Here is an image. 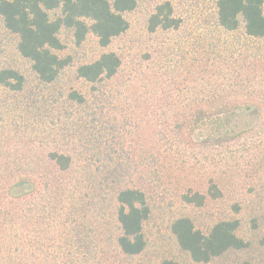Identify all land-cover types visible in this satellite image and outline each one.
Wrapping results in <instances>:
<instances>
[{
	"label": "trees",
	"instance_id": "16d2710c",
	"mask_svg": "<svg viewBox=\"0 0 264 264\" xmlns=\"http://www.w3.org/2000/svg\"><path fill=\"white\" fill-rule=\"evenodd\" d=\"M138 4L0 0V23L29 65L28 72L0 68V264H127L124 259L148 248L145 227L155 212L148 186H167L171 162L184 164L188 156L228 161L227 151H240L256 129L264 130L258 79L264 57H193L181 76L160 74L152 66L158 57L147 53L146 70L125 85L126 62L116 51L81 64L62 55L63 30L76 45L93 34L108 49L128 32L126 15ZM216 14L223 30L243 27L249 38H264V0H216ZM181 24L172 3L163 1L147 28L162 33ZM9 107L19 118L7 117ZM250 113L256 125L246 128ZM130 134L136 139L129 141ZM184 179L185 208L225 198L216 178L206 189L182 173L177 182ZM231 207L241 211L239 203ZM240 228L234 216L212 218L204 227L191 215L169 221L179 248L196 264L253 251ZM160 264L182 263L165 258Z\"/></svg>",
	"mask_w": 264,
	"mask_h": 264
},
{
	"label": "rangeland",
	"instance_id": "374dc122",
	"mask_svg": "<svg viewBox=\"0 0 264 264\" xmlns=\"http://www.w3.org/2000/svg\"><path fill=\"white\" fill-rule=\"evenodd\" d=\"M163 1L172 3L175 16L182 20L181 28L150 33L147 28L148 18L155 6ZM216 15V0H139L137 9L126 15L130 29L115 39L108 49H103L93 34H89L82 45H76L72 33L63 30L61 38L65 49L62 55H70L76 64H81L95 60L105 50L116 51L126 62L123 78L125 85L128 84V76L142 75L140 68L141 65H147L143 58L147 53L158 57L152 66L160 74L171 71L181 76L186 75L185 65L191 63L193 57H264V38H249L243 27L236 32H227L217 25ZM7 65L19 67L25 72L29 68L17 50L16 38L0 23V68ZM226 73L230 76L234 71L227 70ZM258 79L264 89V69L260 70ZM77 86L84 91L88 89L80 82ZM6 114L10 118H19L20 115L10 107ZM255 122L256 117L250 113L243 124L250 128L256 125ZM130 135L132 138L128 135L129 141H132L135 136ZM232 151H227L228 161L221 156H216L215 161H207L202 156L200 159L188 156L184 164L173 161L167 171V177L171 176L172 179L167 182V186H148L149 198L155 206L154 216L145 227L148 248L141 256L124 259L127 264H160L165 258L182 264H196L181 251L170 232L169 221L175 215H191L202 227L212 218L234 216L240 219L239 235L252 241L255 249L250 253L231 254L228 262L214 261L211 264H237L247 258L257 262L264 261V246L261 244L264 237V130L256 129L254 135L246 141V147L241 146L240 151L233 148ZM180 164L185 168L179 167ZM181 173L197 182L202 189H206L208 179L216 178L225 192V198L217 202L208 201L202 209L189 206L185 208L180 193L184 191L182 186L186 184V180L177 182ZM234 202L241 206L239 213H235L231 207Z\"/></svg>",
	"mask_w": 264,
	"mask_h": 264
}]
</instances>
